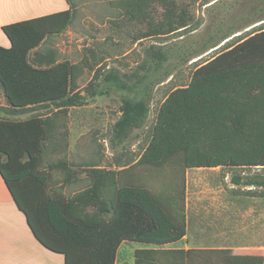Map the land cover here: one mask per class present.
<instances>
[{
  "label": "trees",
  "instance_id": "1",
  "mask_svg": "<svg viewBox=\"0 0 264 264\" xmlns=\"http://www.w3.org/2000/svg\"><path fill=\"white\" fill-rule=\"evenodd\" d=\"M66 1L70 7L65 10L1 27L10 42L8 47L0 45V89L7 111L51 109L22 121L0 119V174L35 238L62 253L64 264H115L117 250L125 241L155 246L150 253L158 264H206L209 256L220 258L223 264H264V254L228 257L215 248L167 246L186 234V169L264 170V27L197 65L187 84L166 94L150 139L134 163L120 169L91 165L86 171L90 185L64 200L42 197V183L35 191L37 198L25 193L29 177L45 178L40 170L44 163L50 171L62 174L64 183L76 177L66 158L70 107L97 95L116 94L119 115L111 141L121 143L145 124L155 84L237 32L230 25L209 32L200 41L151 44L130 74L96 68L81 92L77 79L86 61H56L37 51L45 38L70 25L74 7L71 0ZM116 4L132 21L146 23V30L135 40L173 34L186 28L191 19L187 7L176 0H117ZM156 6L162 9L157 18ZM256 21L249 19L247 25ZM32 52L35 56L30 59ZM53 155L60 156L52 160ZM174 158L177 181L171 182V190L161 187L168 189L166 193L133 178L135 166L162 168ZM231 181L264 188L263 173H233Z\"/></svg>",
  "mask_w": 264,
  "mask_h": 264
},
{
  "label": "rangeland",
  "instance_id": "2",
  "mask_svg": "<svg viewBox=\"0 0 264 264\" xmlns=\"http://www.w3.org/2000/svg\"><path fill=\"white\" fill-rule=\"evenodd\" d=\"M176 1L180 6L187 7L191 15L186 28L169 35L135 40L134 37L146 30L147 25L125 16L117 6V0H71L74 15L70 25L63 32L45 38L38 47L41 53L56 55L55 60L86 61L77 79L83 92L84 85L92 78L96 68H113L130 74L143 60L144 51L151 44L178 45L200 41L209 32L228 29L230 25L237 31L217 46L179 65L169 77L155 84L145 124L133 129L121 143L111 141L112 126L119 115L120 101L116 94L97 95L87 98L80 106L70 107L66 158L80 176L79 181L68 186L70 193L89 184L86 171L91 165L120 169L134 163L150 139L158 107L166 94L175 87L187 84L197 65L264 27V0ZM161 10L160 6H156V18ZM249 19L257 21L247 25ZM2 102L0 89V106ZM50 110L31 111L33 114H45ZM59 156L53 155L52 160ZM175 161L177 158L162 168L135 166L133 178L154 191L166 193L172 186L171 182L177 181L173 176V169L178 166ZM233 173L264 174V170L255 167H195L184 171L186 234L168 247L215 248L228 257L264 254V188L235 185L231 181ZM162 186L163 189L164 186L169 188L163 190ZM153 247L125 241L118 249L115 264H158L150 253ZM206 264L223 263L220 258L209 256Z\"/></svg>",
  "mask_w": 264,
  "mask_h": 264
},
{
  "label": "crops",
  "instance_id": "3",
  "mask_svg": "<svg viewBox=\"0 0 264 264\" xmlns=\"http://www.w3.org/2000/svg\"><path fill=\"white\" fill-rule=\"evenodd\" d=\"M69 7L70 4L66 0H0V45L4 47L10 45L9 39L2 31V25L65 10ZM37 51L40 52L38 48ZM32 53L34 57L35 54L34 52ZM48 56L51 59L56 58V55L52 53H48ZM56 61L60 60L56 59ZM7 108L8 105L3 97V102L0 106V119L22 121L33 115V111H29L30 114L28 116L23 115L29 112L10 113L7 111ZM40 170L44 174L42 177L45 176L43 180L32 176L25 181L29 184L28 191L26 190L25 193L29 194L30 198L38 197V192L35 191L38 189V186H41L39 183H42L41 187H44L45 190L42 197L58 200L67 199L74 193L90 185L89 182L82 189L71 191L70 193L67 188L70 184L80 180L78 174L70 182L64 183L63 175L57 171H50L45 163L41 165ZM87 179L90 181V178ZM46 202H44V206ZM0 264H64V255L62 253L46 248L35 238L27 224L25 214L17 207L13 195L9 191L1 174Z\"/></svg>",
  "mask_w": 264,
  "mask_h": 264
}]
</instances>
